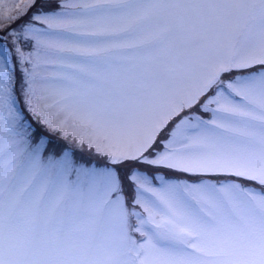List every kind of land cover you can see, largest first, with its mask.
I'll return each mask as SVG.
<instances>
[{
    "label": "snow or ice",
    "instance_id": "obj_1",
    "mask_svg": "<svg viewBox=\"0 0 264 264\" xmlns=\"http://www.w3.org/2000/svg\"><path fill=\"white\" fill-rule=\"evenodd\" d=\"M0 264H264V0H0Z\"/></svg>",
    "mask_w": 264,
    "mask_h": 264
}]
</instances>
